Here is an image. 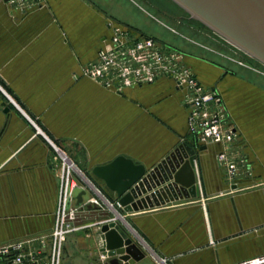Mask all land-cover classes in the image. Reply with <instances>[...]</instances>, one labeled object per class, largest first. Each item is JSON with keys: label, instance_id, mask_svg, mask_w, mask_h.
<instances>
[{"label": "crops", "instance_id": "obj_1", "mask_svg": "<svg viewBox=\"0 0 264 264\" xmlns=\"http://www.w3.org/2000/svg\"><path fill=\"white\" fill-rule=\"evenodd\" d=\"M154 15L173 22L158 0H40L25 10L0 0V243L24 241L23 264L48 263L41 242L53 226L61 162L110 202L94 166L124 156L152 169L184 143L196 150L198 196L122 213L145 256L138 264H236L264 254V70L239 63L246 55L220 37L177 22L194 35L179 44L186 64L219 91L240 137L245 166L234 186L216 163L222 146L188 133L171 80L118 93L80 75L109 39V22L155 38ZM99 223L72 227L61 264L97 258Z\"/></svg>", "mask_w": 264, "mask_h": 264}, {"label": "water", "instance_id": "obj_2", "mask_svg": "<svg viewBox=\"0 0 264 264\" xmlns=\"http://www.w3.org/2000/svg\"><path fill=\"white\" fill-rule=\"evenodd\" d=\"M171 1L191 20L264 66V0ZM60 155L65 159L62 153ZM195 159L196 150L184 143L152 169L135 164L124 156H118L108 164L94 166L90 173L114 194L112 203L97 193L93 181L83 176L68 175L63 203L64 221L66 219L70 227L100 222L98 256L87 264H138L144 259L136 243V234L122 213L164 205L179 198L197 197ZM71 182L73 186H70ZM70 211L73 212L71 220L67 217ZM100 257L103 261L99 260Z\"/></svg>", "mask_w": 264, "mask_h": 264}, {"label": "built area", "instance_id": "obj_3", "mask_svg": "<svg viewBox=\"0 0 264 264\" xmlns=\"http://www.w3.org/2000/svg\"><path fill=\"white\" fill-rule=\"evenodd\" d=\"M2 1L17 10L40 3V0ZM108 27L111 31L109 39L102 41L95 59L80 69V75L118 93L153 84L159 79L171 80L177 91L183 93L188 133L197 144L222 146L216 155V163L225 171L229 184L236 185L245 161L240 154V137L219 91L207 88L197 80L181 51L112 22ZM69 167L63 168L52 229L49 237L41 242L47 251V264H61L62 243L72 230L64 221L63 214L66 179L71 174ZM67 217L71 220L73 212L70 211ZM24 243H0V264H23L24 258L29 256ZM160 264H165V261H160ZM236 264H264V254Z\"/></svg>", "mask_w": 264, "mask_h": 264}, {"label": "rangeland", "instance_id": "obj_4", "mask_svg": "<svg viewBox=\"0 0 264 264\" xmlns=\"http://www.w3.org/2000/svg\"><path fill=\"white\" fill-rule=\"evenodd\" d=\"M37 5H39V4L32 5L31 7L37 6ZM158 6H159V8H164L166 11H168V13H170L174 17V18H172L173 22L168 21L166 19H163L162 17H160L158 15H156V16L154 15L153 16L154 20H151L153 23L152 26L161 32V34L155 38H157L159 41L166 44L167 46H170L171 48H174V49L181 51L182 48L179 47L180 46L179 44L188 43V41L186 40L188 38L187 36H191V37L194 36L188 32L189 30L187 31V28L192 30V31H190L192 33H193V31H196V30L200 31L201 30L202 32H206V33L208 32L211 36L215 37L216 39H219L217 37V34L213 33L212 31L210 32V30H208L206 27L202 28V27H200L201 24L200 25L194 24L193 21H190L191 19L188 20L189 16L182 9H180L177 5L172 3L170 0H158ZM31 7H29V8H31ZM181 21L184 22V24H185V26H187V28H185L184 25H178L177 24V22L182 23ZM201 26H203V25H201ZM171 29L174 31H172ZM203 29H204V31H203ZM220 41H222V40H220ZM222 43H224V42L222 41ZM228 46H231V45H228ZM181 52L186 56V53L184 51H181ZM238 61L241 64H244L247 66H253V67L258 68L259 70H262V71L264 70L263 69L264 67L262 65H260L259 63L255 62L254 60H252L250 58H247L246 56L243 59L242 58L238 59ZM259 65L262 66L263 68H261ZM183 141H188V140H186L185 137L179 136L177 142L180 143ZM61 163L65 169L67 162L64 161V163L63 162H61ZM70 186H73V182L70 183ZM112 202L113 201L110 200V203H112ZM65 222H67L66 219H65Z\"/></svg>", "mask_w": 264, "mask_h": 264}, {"label": "bare ground", "instance_id": "obj_5", "mask_svg": "<svg viewBox=\"0 0 264 264\" xmlns=\"http://www.w3.org/2000/svg\"><path fill=\"white\" fill-rule=\"evenodd\" d=\"M171 1V0H170ZM172 2V1H171ZM173 3V2H172ZM194 23V22H193ZM195 24H197V23H195ZM199 25V24H198ZM200 27H202V26H200ZM203 28V27H202ZM217 37H219L218 35H217ZM222 39V38H221ZM223 40V39H222ZM223 42H224V40H223ZM228 43V42H227ZM238 51V50H237ZM240 53H242V52H240ZM244 54V53H243ZM245 55V54H244ZM246 57H248L247 55H246ZM248 58H250V57H248ZM250 59H252V58H250ZM252 60H254V59H252ZM255 62H257V63H259L258 61H256V60H254ZM260 64V63H259ZM260 65H262V64H260ZM263 66V65H262ZM264 67V66H263Z\"/></svg>", "mask_w": 264, "mask_h": 264}]
</instances>
